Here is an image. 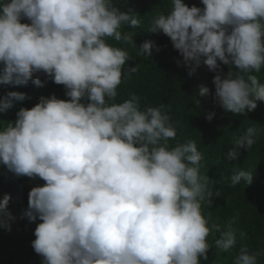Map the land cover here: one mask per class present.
<instances>
[{"label": "clouds", "instance_id": "clouds-1", "mask_svg": "<svg viewBox=\"0 0 264 264\" xmlns=\"http://www.w3.org/2000/svg\"><path fill=\"white\" fill-rule=\"evenodd\" d=\"M171 3L169 12L151 18L149 31L170 38L190 74L202 63L212 71L228 65L226 75L220 70L213 79L215 101L235 114L255 110L264 101V83L253 74L264 67V0ZM139 24L135 11L112 0L0 3V84L43 86L35 75L42 72L69 98L41 96L0 129V164L45 182L30 190L25 212L41 221L32 247L42 264H200L213 230L219 249L237 243L234 219L225 228L209 226L202 213L201 202L212 203L209 178L199 172L202 153L195 141L170 147L176 126L164 105L141 109L135 96L115 102L130 57L108 38L151 56L154 42L137 47L134 33L121 30ZM199 94H210L209 87L202 84ZM25 96L8 92L0 112ZM257 135L249 127L228 158L251 148ZM252 179L242 169L231 177L233 186ZM9 201V194L0 200V217L11 218ZM258 256L242 247L235 264H257Z\"/></svg>", "mask_w": 264, "mask_h": 264}, {"label": "trees", "instance_id": "trees-1", "mask_svg": "<svg viewBox=\"0 0 264 264\" xmlns=\"http://www.w3.org/2000/svg\"><path fill=\"white\" fill-rule=\"evenodd\" d=\"M3 2L0 0V3ZM184 2L189 6L203 7L202 0ZM112 3L123 11L131 9L138 16L140 24L137 28L128 25L121 28L123 32L134 33L137 47L145 41L154 42L152 54L147 56L141 55L136 47L108 38L110 44L126 50L130 57L124 65V75L117 88L115 102L122 103L135 96L141 109L164 105L171 123L176 126V137L168 141L170 147L195 141L198 151L202 153L199 172L201 176L209 178L212 192L211 204L201 202L202 213L208 219L209 226L219 224L225 228L230 220L235 221L232 226L236 229V245L228 251L219 249L215 241L220 234L213 230L208 236V259L201 258L200 264H235L242 247L248 248L250 252H258L257 264H264V101H258L255 110L241 114L225 110L215 101L213 79L220 70L226 75L229 66L221 63V69L212 71L202 63L190 74V67L174 48L170 38L162 32L149 31L151 18L161 12H169L171 0H112ZM22 22L29 21L24 18ZM157 46L159 51L156 50ZM130 67H136L137 70L129 74ZM233 70L236 69L233 67ZM253 74L264 83V67L259 73ZM35 75L43 81V86H37L32 81L26 85L0 84V98L10 91L26 94L25 99L15 101L7 112H0V129L15 121L21 107H33L41 96L55 94L58 98L69 99L64 85L54 83L42 72ZM202 84L209 87L210 94H199ZM194 97L199 99V104H196ZM213 112L215 115L209 121L207 116ZM249 127L257 129L256 142L249 149H240L237 159H229L228 151ZM241 169L253 173L252 182L246 184L241 181L233 186L231 177ZM29 181L30 187L27 185ZM44 183L38 177H18L0 164V200L9 194L8 206L16 205L22 211L19 231L12 233L0 230V263L4 261L12 264L18 257L29 264H42L43 258L32 247V241L36 238L34 231L37 223H34L37 221L31 222L25 212L30 190ZM240 232L246 235L241 237ZM6 251L8 257L5 259Z\"/></svg>", "mask_w": 264, "mask_h": 264}, {"label": "rangeland", "instance_id": "rangeland-1", "mask_svg": "<svg viewBox=\"0 0 264 264\" xmlns=\"http://www.w3.org/2000/svg\"><path fill=\"white\" fill-rule=\"evenodd\" d=\"M28 187L31 186L30 181L27 183ZM8 211L11 213V218H8L6 216L0 217V230H4L5 232H12L15 233L16 231L20 230V225H19V218L22 214V211L17 208L16 205H10L8 206ZM6 222L8 225H10V230L8 228L3 226V223ZM41 221L37 220L34 224H38ZM8 257L7 251L5 252V259ZM33 261V259H31ZM0 264H7V262H2ZM12 264H29L27 260H24L22 258H15L14 262Z\"/></svg>", "mask_w": 264, "mask_h": 264}]
</instances>
